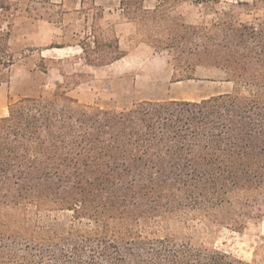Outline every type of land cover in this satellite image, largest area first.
Segmentation results:
<instances>
[{
  "label": "trees",
  "instance_id": "obj_1",
  "mask_svg": "<svg viewBox=\"0 0 264 264\" xmlns=\"http://www.w3.org/2000/svg\"><path fill=\"white\" fill-rule=\"evenodd\" d=\"M145 1L119 5L136 37L167 54L172 83L216 69L233 90L118 110L44 83L10 104L0 118V264H264L171 232L243 231L264 220V22L223 11L189 24L173 14L177 5L221 0H162L152 9ZM98 30L79 44L87 65L127 56L114 32Z\"/></svg>",
  "mask_w": 264,
  "mask_h": 264
},
{
  "label": "rangeland",
  "instance_id": "obj_2",
  "mask_svg": "<svg viewBox=\"0 0 264 264\" xmlns=\"http://www.w3.org/2000/svg\"><path fill=\"white\" fill-rule=\"evenodd\" d=\"M160 1L146 0L145 7L152 9ZM85 3L78 15L73 11L80 7L78 0H0V118L8 116L10 104L39 95L44 83L48 89L62 83L63 90L82 104L118 110L136 101H196L233 90L227 74L216 69L200 68L194 80L172 83L167 54L156 53L136 37V27L123 15L119 0ZM100 6L105 7V14L95 21ZM223 11L255 26L264 22V0H221L213 6L184 2L172 12L189 24H210ZM40 19L50 23L38 24ZM93 25H99L98 34V29L117 33L127 56L108 66H88L77 45L89 40ZM93 50H88L92 59L97 57ZM40 57L54 61L42 63ZM45 67L46 75L41 71ZM171 232L179 242L214 248L251 263L264 262V220L243 231L196 225L190 230L175 226Z\"/></svg>",
  "mask_w": 264,
  "mask_h": 264
},
{
  "label": "crops",
  "instance_id": "obj_3",
  "mask_svg": "<svg viewBox=\"0 0 264 264\" xmlns=\"http://www.w3.org/2000/svg\"><path fill=\"white\" fill-rule=\"evenodd\" d=\"M78 4L80 5V7L78 8V7H75L74 8V14H80L81 13V11H83V7H82V0H78ZM95 6H97L96 5V2H95ZM99 6V5H98ZM101 8L99 9L100 11H101V13H103V14H105V7H102V6H100ZM103 14H102V17L99 19V21H101L102 19H103ZM46 19H40V20H38V24L39 23H41V22H48V23H50V20H46ZM129 22V21H128ZM129 23H131V22H129ZM131 24H133V23H131ZM99 27V25H93V27L91 26V27H89V29H91L92 31H95L97 28ZM37 33V30H35V31H32L31 32V35H34V34H36ZM117 34V33H116ZM91 36V34L89 35V36H87L88 38ZM117 38H118V40H119V46H120V49L122 50V51H124L122 48H121V45H120V39H119V37H118V35H117ZM78 47H80L81 48V46H79V45H77ZM58 50H60V49H58ZM81 50H82V48H81ZM44 50H42L41 51V53L43 52ZM124 52H126V51H124ZM127 53V52H126ZM46 58V57H45ZM89 66V65H88Z\"/></svg>",
  "mask_w": 264,
  "mask_h": 264
}]
</instances>
